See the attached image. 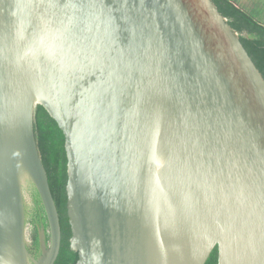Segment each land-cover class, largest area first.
I'll return each instance as SVG.
<instances>
[{
    "label": "water",
    "instance_id": "water-1",
    "mask_svg": "<svg viewBox=\"0 0 264 264\" xmlns=\"http://www.w3.org/2000/svg\"><path fill=\"white\" fill-rule=\"evenodd\" d=\"M37 106L65 136L78 264H264V78L212 0H0V264L61 252Z\"/></svg>",
    "mask_w": 264,
    "mask_h": 264
},
{
    "label": "trees",
    "instance_id": "trees-1",
    "mask_svg": "<svg viewBox=\"0 0 264 264\" xmlns=\"http://www.w3.org/2000/svg\"><path fill=\"white\" fill-rule=\"evenodd\" d=\"M212 1L226 18L229 26L239 33L242 44L264 78V14L248 12L246 7L242 6V0ZM34 135L62 227L61 252L55 264H78L80 254L72 250L70 244L72 230L67 212L68 160L65 136L57 123L41 106H37L34 111ZM27 191L32 199L31 207L26 209L27 249L37 258L40 255L39 228L44 229L47 244L49 242L48 222L35 189L29 186ZM206 264H217L216 249L212 251Z\"/></svg>",
    "mask_w": 264,
    "mask_h": 264
},
{
    "label": "crops",
    "instance_id": "crops-1",
    "mask_svg": "<svg viewBox=\"0 0 264 264\" xmlns=\"http://www.w3.org/2000/svg\"><path fill=\"white\" fill-rule=\"evenodd\" d=\"M242 6L252 14L257 12L264 14V0H242Z\"/></svg>",
    "mask_w": 264,
    "mask_h": 264
},
{
    "label": "flooded vegetation",
    "instance_id": "flooded-vegetation-1",
    "mask_svg": "<svg viewBox=\"0 0 264 264\" xmlns=\"http://www.w3.org/2000/svg\"><path fill=\"white\" fill-rule=\"evenodd\" d=\"M26 194H27V198L29 200V202L26 204V209H27V208L31 207V205H32V199H31L30 193L28 191L26 192Z\"/></svg>",
    "mask_w": 264,
    "mask_h": 264
}]
</instances>
